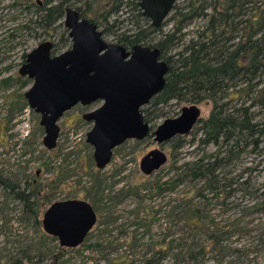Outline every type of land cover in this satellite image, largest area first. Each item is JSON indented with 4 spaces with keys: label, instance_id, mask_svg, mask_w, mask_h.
<instances>
[{
    "label": "rangeland",
    "instance_id": "1",
    "mask_svg": "<svg viewBox=\"0 0 264 264\" xmlns=\"http://www.w3.org/2000/svg\"><path fill=\"white\" fill-rule=\"evenodd\" d=\"M57 1L64 2V8L75 10L97 27L99 17L109 10L111 3L110 0ZM250 2L251 13L264 4V0ZM43 4L44 0H0V171L13 177L20 187L30 185L36 189L41 205L39 221L55 202L89 203L97 221L88 244L99 243L100 247L94 250L80 246L60 255L54 249L58 242L44 239L42 227L38 229L31 221H22L19 204L9 202L0 191V209H3L0 250L7 246L8 250L18 252L33 243L42 253L54 252L52 259L46 255L41 263L36 251L31 250L34 264H144L152 256L157 262L152 264H175L176 255L180 262L181 257L202 246L205 254L199 264H264V213L251 209L264 200V105L252 107L251 101L258 93L239 98L234 92V100L229 102L230 108L241 105L249 108L250 123L257 124L263 133L257 137L256 151L241 142L234 151L235 159L215 173L220 185L217 193L207 189L202 180H186L174 186L178 175L170 172L172 167L179 168L186 162L223 157L222 146L218 149L201 143L202 122L209 117L212 102L171 101L159 107V117L149 122L152 131L166 119L177 117L184 107L196 105L200 110L199 122L188 136L182 137L181 147L175 150L171 142L158 146L152 136L142 141L127 140L113 150L110 163L97 170L93 147L86 143V134L93 124L82 120V115L97 110L102 104L99 101L89 106L76 105L64 113L57 122L60 132L56 148L47 150L42 144L45 133L39 124L40 115L28 107L24 98L32 81L20 77L18 70L26 55L39 44L51 41L55 47L60 45L55 56L69 50L71 41L65 32L64 15L47 29L39 25L42 20L35 6ZM123 13L122 17L120 14L110 17L105 35L104 28H98L106 43L117 44L120 34L131 27L129 7ZM118 18L124 21L113 24ZM204 27V21H194L184 30L187 39ZM169 28L170 25L164 31ZM263 80L256 81L260 82L257 90L264 89ZM261 97L255 99L259 102ZM226 102L227 99L222 103ZM154 150L162 151L167 161L147 176L140 170V161ZM226 183L232 184L230 188L221 187ZM159 185L166 192L159 194ZM186 205L198 210V218L193 220L198 228H189V220L181 216L180 210ZM214 239L218 240L217 244L213 243ZM0 264L7 261L1 258Z\"/></svg>",
    "mask_w": 264,
    "mask_h": 264
},
{
    "label": "trees",
    "instance_id": "2",
    "mask_svg": "<svg viewBox=\"0 0 264 264\" xmlns=\"http://www.w3.org/2000/svg\"><path fill=\"white\" fill-rule=\"evenodd\" d=\"M55 1L57 0H44L41 7L35 6L36 14H39L42 20V24H39L42 28L51 27L65 13L64 2L57 1L56 4H53ZM110 1L109 10L102 13L98 19V28H104L103 35L108 28L106 25H108L110 17L119 14V17H122L126 13H123V9L129 7L131 14L128 17L132 18L133 22L129 30L120 34L117 44L127 50L135 45L156 48L160 52V59L168 66L163 90L145 106L146 108L141 109L146 123L149 124L153 118L159 117L157 115L159 107L168 105L171 101L193 104L204 101L212 102V111L209 117L202 122L201 133L204 138L201 143L216 146L218 149L219 146H222L223 157L216 158L214 161L208 158L207 160L186 162L179 168L172 167L170 172H176L179 177H177L174 186L186 180H202L207 189L219 192L220 185L215 173L222 170L224 166L227 167L235 159L233 158L236 156L234 151L241 142H245L246 147H252L256 151L257 137L263 133V129H258L257 124L250 123L249 108H243L242 105L239 108L235 106L230 108L229 102L234 100L232 97L234 92L239 98L258 93L251 99L252 107L264 105V89L260 87L257 90V85L260 82H256L259 79H264V4L262 8L257 7L254 13H251L250 0H183L182 3L176 0L170 15L162 27L156 30L142 16L138 6L139 0ZM79 15L83 17V15ZM245 15L247 17L249 15V17L243 20L242 17ZM197 20L204 21L205 27L196 36L187 39L184 30ZM123 21L124 19L119 20L118 18L114 20L113 24ZM169 25L170 28L164 31V28ZM65 41H68V38ZM59 46L53 45L51 55H54ZM260 95L263 96V99L261 97L258 102L255 98ZM225 99L228 102L222 103ZM151 109L152 112H150ZM181 139L182 137H176L170 141L173 150L181 147ZM231 142L232 145L229 146ZM228 146L229 150H227ZM231 185L226 183L221 187L225 189L230 188ZM160 186H158L159 194L166 192H162ZM0 191L5 194L9 202L13 201V203L19 204L22 221L24 219L31 221L36 228H41L39 221L40 197H38L39 193L35 188L31 189L30 185L20 187L16 180L13 181V177L6 176L3 171H0ZM187 206L182 207L180 214L189 220L187 223L189 228H198L193 220L198 218L199 212ZM251 209L264 213V200ZM1 210L3 209H0V214L3 212ZM18 223L22 224L21 221ZM101 226L103 225L101 224ZM100 233L103 235L104 230H101ZM91 234L92 231L81 246L96 250V247H100L99 243L95 246L88 244ZM42 237L57 242L55 238L45 233L42 234ZM213 243L217 244L218 240L214 239ZM19 246L21 245L19 244ZM54 249L60 255H63L66 250H72L59 246H55ZM31 250L32 252L36 251L38 262L41 263L46 255L51 259L54 256V252L42 253L40 248H35V245L31 243L30 246L21 247L18 252L8 250L7 246L4 247L0 250V260L1 258L6 260L7 264H34L33 258L30 256ZM204 254L205 250L201 246L198 251L191 250L187 256L181 257L180 262L178 261L179 256L176 255L175 264H199ZM154 259L155 257L152 256L144 264L156 262Z\"/></svg>",
    "mask_w": 264,
    "mask_h": 264
},
{
    "label": "water",
    "instance_id": "3",
    "mask_svg": "<svg viewBox=\"0 0 264 264\" xmlns=\"http://www.w3.org/2000/svg\"><path fill=\"white\" fill-rule=\"evenodd\" d=\"M176 0H139L142 16L154 29H160ZM64 27L71 41L69 50L51 55L53 43L43 42L26 55L18 70L32 81L24 94L28 107L40 115L42 140L47 150L56 148L60 128L57 122L76 105L102 102L82 120L92 123L86 143L93 147L97 170L111 161L113 150L127 140L142 141L148 136L162 146L176 137L188 136L200 120L196 105L182 108L180 114L163 121L154 131L144 121L141 109L165 85L167 64L156 48L135 45L130 50L106 43L96 24L67 8ZM167 161L160 150L149 152L140 161V170L151 175ZM97 221L86 201L66 200L51 204L42 214L43 232L57 240L60 248L80 247Z\"/></svg>",
    "mask_w": 264,
    "mask_h": 264
},
{
    "label": "flooded vegetation",
    "instance_id": "4",
    "mask_svg": "<svg viewBox=\"0 0 264 264\" xmlns=\"http://www.w3.org/2000/svg\"><path fill=\"white\" fill-rule=\"evenodd\" d=\"M79 201H81V200H79ZM87 237V236H86Z\"/></svg>",
    "mask_w": 264,
    "mask_h": 264
}]
</instances>
